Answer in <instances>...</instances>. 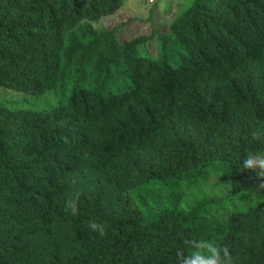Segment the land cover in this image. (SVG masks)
<instances>
[{"label":"trees","instance_id":"1","mask_svg":"<svg viewBox=\"0 0 264 264\" xmlns=\"http://www.w3.org/2000/svg\"><path fill=\"white\" fill-rule=\"evenodd\" d=\"M126 1L0 0V86L55 100L0 101V264H178L191 238L264 264V179L242 167L264 154V0L94 26Z\"/></svg>","mask_w":264,"mask_h":264},{"label":"rangeland","instance_id":"2","mask_svg":"<svg viewBox=\"0 0 264 264\" xmlns=\"http://www.w3.org/2000/svg\"><path fill=\"white\" fill-rule=\"evenodd\" d=\"M194 0H127L122 8L110 16H106L101 20L94 22L96 28L106 26L108 28L116 27L121 40L132 39L136 36L146 34L151 30V24L161 28H168L172 20L183 10L188 8ZM155 42L152 43L150 49L148 47L147 54H152L151 49H155ZM143 49V47H142ZM157 53V52H156ZM46 92L40 95L27 94L16 89H10L0 86V101L10 106L26 105L33 108H46L54 103V94ZM52 96V97H51ZM220 177L226 175L221 174ZM221 184V183H220ZM215 185V184H214ZM226 185L217 184L218 188ZM264 191V181L257 184L254 194ZM218 195L220 193L216 191ZM243 204H249L246 197L240 198Z\"/></svg>","mask_w":264,"mask_h":264},{"label":"clouds","instance_id":"3","mask_svg":"<svg viewBox=\"0 0 264 264\" xmlns=\"http://www.w3.org/2000/svg\"><path fill=\"white\" fill-rule=\"evenodd\" d=\"M253 138L259 139L257 133L253 132ZM243 170H248L256 174L258 178L264 179V154H247L242 160ZM75 181H73L74 183ZM81 193L76 191L70 194L64 203L65 213L72 216L79 214V199ZM88 227L99 233L106 235V225L97 220H90ZM183 248L176 250L178 264H233L232 254L227 245H219L209 239H185Z\"/></svg>","mask_w":264,"mask_h":264}]
</instances>
